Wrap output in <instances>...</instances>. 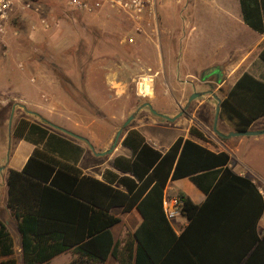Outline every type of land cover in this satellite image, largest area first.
<instances>
[{"label": "trees", "instance_id": "1", "mask_svg": "<svg viewBox=\"0 0 264 264\" xmlns=\"http://www.w3.org/2000/svg\"><path fill=\"white\" fill-rule=\"evenodd\" d=\"M49 1L44 4L58 15L60 5ZM238 1L243 23L262 32L264 0ZM258 56L264 62V45ZM72 66L49 68L74 104L89 111L83 67ZM263 115L264 82L243 72L219 100L217 116L243 131ZM188 132L203 138L194 127ZM11 134L34 146L22 168L8 169L5 178L6 206L15 219L22 264H44L68 250L76 254L69 264H101L108 255L117 264H264V232L258 236L255 231L264 207L262 195L249 178L229 168L227 153L181 137L161 153L128 127L121 144L129 156H114L110 166L116 172L105 169L97 179L60 159L69 156L63 146L68 141L46 127L20 117ZM178 178H187L204 197L194 203L181 191L173 193L179 215L186 219L174 233L161 199L166 182ZM112 208H135L140 215L120 248L110 231L118 221L109 213ZM12 253V239L0 222V257Z\"/></svg>", "mask_w": 264, "mask_h": 264}, {"label": "crops", "instance_id": "2", "mask_svg": "<svg viewBox=\"0 0 264 264\" xmlns=\"http://www.w3.org/2000/svg\"><path fill=\"white\" fill-rule=\"evenodd\" d=\"M161 1L159 2L162 3ZM181 1L174 0L172 4L175 5V3L178 4ZM212 1L214 3L207 4V0H185L184 9L190 15L191 9L192 12L194 9L196 10L198 4L204 9L208 5L214 6L216 11L223 15L215 16V14L212 16L211 29L218 32L219 35L231 39L240 38L242 35L252 37V40L249 42L250 45L246 49L241 50L239 56L234 59L224 57L208 64L201 63L196 65H191L186 60L181 62L186 37L184 36L182 40L178 41V24L176 25V23L170 22V20L167 21L163 17L168 10L163 9L162 4L155 7L157 11L156 18L158 15L159 23L157 40L159 47H163L164 54V56H161L160 62L156 61V64L158 63L157 66L160 73H162L163 81L169 86L172 85V80L175 78L173 76L166 77L164 75L165 70L172 69L175 73L179 72V70L182 72V77L178 76V81H183V84L179 89L177 99L175 100L172 93L169 92L167 94L170 97V101L178 102V108L181 109V113L172 121L165 119L166 124L153 125L149 129L146 128V131L141 130L142 123L132 125L129 128L140 132L145 141L161 153L165 152L177 137L190 139L213 152L223 151L227 153L229 168L234 173L249 178L262 195L264 202V196L259 185L256 183V181L264 182V162L260 161L262 160V156L259 153L247 155L248 146H251L253 143L264 142V133L251 136L220 137L212 130V124L210 128L205 126L208 119V111L210 112L211 107L215 110L216 99L213 96L220 100L224 92L241 73L246 72L264 82V62L258 56L260 49L264 45V19L262 20V32L254 31L243 23L238 0ZM172 12L176 14L177 18H172V21L178 23L180 10L174 7ZM173 54H175V58H173ZM208 67L213 69L211 74L202 75V70ZM43 69L40 65L29 67L26 64L22 66L20 63L14 65L12 68L0 61V109H8L4 110V112L1 110L4 116H2L3 118L0 122V222L7 229L13 245V253L0 257V261L12 258L15 264H22L19 235L15 219L6 206L5 178L8 169L18 171L22 168L34 147L33 144L12 136L11 130L18 118L25 117L29 121L38 123L46 127L48 131L67 140L68 143H65L63 146L68 149L69 156L60 159L73 165L81 174L101 179V174L105 169L115 171L110 166V161L114 156H129L130 153L126 147L122 146L121 139L123 134H120L110 153L96 154L106 151L107 147H110L109 143L113 134L112 129L110 130L101 118L90 120L86 123L84 121L85 113L78 114L74 102L61 90L59 82L50 68L48 67L47 70L50 71L49 74L42 71ZM84 71L85 69L82 68V74ZM81 83L85 89L83 78ZM59 89L64 93L60 92L64 100L60 99L65 103L64 111L58 105ZM215 91L221 92L222 95H215ZM193 92H202L203 94L187 101L188 96ZM54 95L57 98H54ZM163 101L167 102L169 100L167 98V100L163 99ZM163 113L167 117L175 115V113L173 114L164 110ZM76 118H81V120L77 121ZM203 118H206V120H202ZM42 120L47 121L48 124ZM190 127H194L200 131L203 138L189 134L188 130ZM215 129L223 135L235 131L225 119L219 117L215 123ZM249 129H264V115L254 120L250 124ZM89 145L92 149L89 148ZM75 147H78L80 150L77 151ZM163 191L167 192V194L181 191L188 195L194 203H199L204 197L201 191L187 178L168 180ZM109 213L118 218V221L110 227V231L114 240L119 241L120 248L125 233H131L139 224L140 215L135 208H131L126 212L121 211L120 208H112ZM169 223L174 233H178L186 224V219L179 215V217H175ZM255 231L258 236H261L264 232V207L257 220ZM75 256L76 254L68 250L51 257L44 264H69ZM101 264H117V261L112 255H108Z\"/></svg>", "mask_w": 264, "mask_h": 264}, {"label": "rangeland", "instance_id": "3", "mask_svg": "<svg viewBox=\"0 0 264 264\" xmlns=\"http://www.w3.org/2000/svg\"><path fill=\"white\" fill-rule=\"evenodd\" d=\"M47 1L49 0L42 1L40 12V15L47 18V27H43L36 16L30 13H25L19 20L8 21L4 35L0 37L1 62L12 68L18 63L29 67L40 65L45 69L42 71L48 74L50 71L47 70L51 64L59 65L64 69H71L72 65L76 64L81 65L85 69L84 75L82 74L85 92L92 107L89 111H84L74 104L75 108L79 115L82 112L85 113L86 123L99 118L105 121L107 127L113 131L110 145L115 132L125 118L144 102L149 103L150 107L160 114H164L163 110L173 114L180 111L178 102L170 101L167 94L170 92L175 100L177 99L179 89L183 84V81H178V76L181 78L182 72L179 70L175 73L172 69L165 70L166 77L175 78L169 86L163 81L162 73L157 66L161 56H164L163 47H159L157 40L158 15L155 18L157 21L155 31L150 28H141V32H135L128 20L122 16H114L109 11L101 10L96 15L75 14L60 5L61 9L57 15L53 6L44 4ZM159 1L156 2L154 8L162 4L163 9L168 10L163 17L179 26L177 40L186 37L181 62L186 60L189 64L196 65L208 64L224 57L234 59L239 56L241 50L250 45L252 37L242 35L240 38L231 39L211 29L212 16L223 15L216 11L214 6L208 5L204 9L198 4L196 10L192 12L191 9V14L188 15V11L184 9L185 0L175 5L172 4L174 0H162V3ZM49 2H52L54 6L59 5L52 0ZM212 2V0H207L206 3L211 4ZM174 7L180 10L178 23L172 21V18H176V14L172 12ZM156 12L155 8L154 15ZM127 37H130L132 41L127 42ZM172 56L175 58V54ZM211 71L212 69L208 67L202 70V75L211 74ZM155 72L151 93L145 98L137 97L134 93L133 80L138 76ZM60 92L59 89L58 98L56 95L54 98L58 99V105L64 111L65 103L62 101L64 99ZM215 95L221 96L222 93L215 91ZM167 98L169 101L164 102L163 99L167 100ZM213 109L211 107V114L208 111L207 120L202 119L206 120L204 124L207 128H210L213 123L215 113ZM1 110L4 112L8 109ZM2 111L0 122L4 116ZM217 118L216 114L215 123ZM76 120L80 121L81 118H76ZM139 123L143 124L141 130L146 131V128L149 129L153 125L166 124V120L152 114L147 107H141L121 129L118 137L124 129ZM253 153H259L262 156L260 161L264 162V142L248 146L247 155ZM256 183L264 196V182L256 181Z\"/></svg>", "mask_w": 264, "mask_h": 264}, {"label": "built area", "instance_id": "4", "mask_svg": "<svg viewBox=\"0 0 264 264\" xmlns=\"http://www.w3.org/2000/svg\"><path fill=\"white\" fill-rule=\"evenodd\" d=\"M43 0H0V37L5 33L9 20H19L25 13L36 16L43 27H47V18L40 15ZM64 9L84 15H96L99 11H109L114 16H122L128 20L135 32L141 28L155 31L157 21L154 15L156 0H52ZM131 42V38H126ZM155 73H147L133 80L134 93L139 98L147 97L152 91V81ZM162 212L167 221L179 215V200L171 193L162 192Z\"/></svg>", "mask_w": 264, "mask_h": 264}, {"label": "water", "instance_id": "5", "mask_svg": "<svg viewBox=\"0 0 264 264\" xmlns=\"http://www.w3.org/2000/svg\"><path fill=\"white\" fill-rule=\"evenodd\" d=\"M213 70V69H212ZM203 93L202 92H193V93H191L189 96H188V99H187V101H190L191 99H194V98H196V97H198V96H200V95H202ZM215 99H216V106H215V113H214V119H213V123H212V130L215 132V133H217V135H219L220 137H226V136H251V135H259V134H263L264 133V129H261V130H250V129H247V130H243V131H231V132H229V133H227L226 135H223V134H221V133H219V132H217L216 131V129H215V118H216V114H217V110H218V103H219V100L215 97V96H213ZM147 107L148 108V110L152 113V114H154V115H156V116H160V117H163V118H165V119H167V120H170V121H172L173 119H175L176 117H178L179 115H180V113H181V111L180 112H178L177 114H175L173 117H167V116H165V115H163V114H160V113H157L156 111H154L151 107H150V105H149V103H147V102H144V103H142V104H140L136 109H134V111H132L126 118H125V120L122 122V124H121V126L118 128V130L115 132V135H114V138H113V141H112V143H111V145H110V147L106 150V151H103V152H99V153H96V154H100V155H102V154H105V153H109L112 149H113V147L115 146V143H116V139H117V137H118V135H119V133H120V131H121V129L135 116V114H136V112L141 108V107ZM68 134H70V135H72V136H75V135H73V134H71V133H68ZM89 148L90 149H92L91 148V146L89 145Z\"/></svg>", "mask_w": 264, "mask_h": 264}, {"label": "flooded vegetation", "instance_id": "6", "mask_svg": "<svg viewBox=\"0 0 264 264\" xmlns=\"http://www.w3.org/2000/svg\"><path fill=\"white\" fill-rule=\"evenodd\" d=\"M179 109H180V108H179ZM180 111H181V109H180ZM180 111H179V112H180Z\"/></svg>", "mask_w": 264, "mask_h": 264}]
</instances>
